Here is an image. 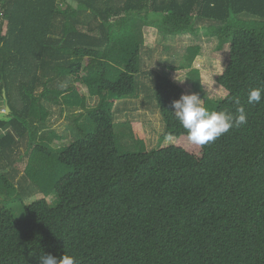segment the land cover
<instances>
[{
    "label": "trees",
    "instance_id": "obj_1",
    "mask_svg": "<svg viewBox=\"0 0 264 264\" xmlns=\"http://www.w3.org/2000/svg\"><path fill=\"white\" fill-rule=\"evenodd\" d=\"M73 1L0 0V264L46 254L77 264H264V92L247 102L264 89V0ZM145 28L228 46L215 79L224 98L204 94L197 70L188 76L209 111L243 107L247 123L196 154L146 151L136 124V134L116 132V103L140 92ZM200 50L171 70L190 69ZM181 94L155 77L160 143L188 138L172 112ZM52 107L75 112L69 145L54 146L65 136L48 128ZM25 156L24 177L42 196L30 204L12 167Z\"/></svg>",
    "mask_w": 264,
    "mask_h": 264
},
{
    "label": "rangeland",
    "instance_id": "obj_2",
    "mask_svg": "<svg viewBox=\"0 0 264 264\" xmlns=\"http://www.w3.org/2000/svg\"><path fill=\"white\" fill-rule=\"evenodd\" d=\"M68 2L75 7L73 0ZM64 8L58 4V8ZM207 26V23L201 24ZM6 32V27L3 28V33ZM144 46L141 50V75L139 76L140 92L136 98L127 99L116 103L115 105V129L116 132L132 128L133 133H138L137 129L132 125L139 126V131L145 139L144 150L151 151L157 148H165L169 146L181 147L188 152L197 153L199 148L191 143L188 138L181 137L179 139H167L162 143L159 142L160 136L164 130V124L161 114L154 100V79L157 75L169 78L172 82L182 89V94H194L192 92L191 80L188 73L191 70H197L204 94L212 99L219 100L226 96V91L215 83L223 71L228 59V46H225L223 51L216 50V39H209L201 34L198 37L180 36V37H164L151 28L143 29ZM192 46H199L200 53L192 62L190 69L172 71L187 63V50ZM83 94H86V89L80 86ZM181 97V96H180ZM90 106L96 104V100H89ZM0 105V112H2ZM77 114L79 113L76 111ZM75 112L68 111L60 112L58 107L51 108V116L48 121L49 130H55L60 136H65L61 142H54V146L69 145L74 141V134L71 132L73 128V118ZM125 132H128L125 130ZM122 144L131 146L126 138L122 139ZM142 148L132 147L126 149L131 152L140 151ZM25 148L20 147L18 154H24ZM27 163V157L12 167L17 169L15 184L18 187V192L26 191L27 199L25 204H30L35 200L41 199L42 196L36 188L25 179L24 169ZM11 167V169H12ZM48 203L53 201V198L46 199ZM1 201V198H0ZM21 211V210H20ZM18 219H24V215L20 213Z\"/></svg>",
    "mask_w": 264,
    "mask_h": 264
},
{
    "label": "clouds",
    "instance_id": "obj_3",
    "mask_svg": "<svg viewBox=\"0 0 264 264\" xmlns=\"http://www.w3.org/2000/svg\"><path fill=\"white\" fill-rule=\"evenodd\" d=\"M264 89L253 88L248 93L247 102L260 103ZM237 103L239 101L237 100ZM175 118L183 129L186 130L188 140L204 146L214 142L232 128H239L247 123V116L243 107L237 109V115L233 116L223 111H209L201 103L197 94H185L172 102ZM39 264H77L71 255L56 257L51 254L39 257Z\"/></svg>",
    "mask_w": 264,
    "mask_h": 264
},
{
    "label": "water",
    "instance_id": "obj_4",
    "mask_svg": "<svg viewBox=\"0 0 264 264\" xmlns=\"http://www.w3.org/2000/svg\"><path fill=\"white\" fill-rule=\"evenodd\" d=\"M6 112H8V108L6 107Z\"/></svg>",
    "mask_w": 264,
    "mask_h": 264
}]
</instances>
